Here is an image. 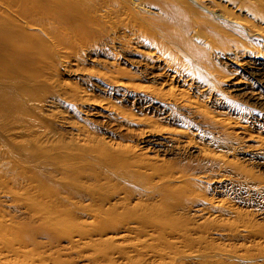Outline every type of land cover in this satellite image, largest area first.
<instances>
[{"label": "rangeland", "instance_id": "rangeland-1", "mask_svg": "<svg viewBox=\"0 0 264 264\" xmlns=\"http://www.w3.org/2000/svg\"><path fill=\"white\" fill-rule=\"evenodd\" d=\"M212 1L117 0L129 15L47 40L26 114L0 110V221L33 229L47 264H264V0L226 20ZM57 196L87 245L39 231ZM99 209L121 218L106 237Z\"/></svg>", "mask_w": 264, "mask_h": 264}, {"label": "bare ground", "instance_id": "bare-ground-1", "mask_svg": "<svg viewBox=\"0 0 264 264\" xmlns=\"http://www.w3.org/2000/svg\"><path fill=\"white\" fill-rule=\"evenodd\" d=\"M178 1L185 5L184 9L187 11H193L194 8H191L193 1L210 2V0ZM245 5L255 9L260 5V0H213L212 6L215 10L211 12L216 18L226 20L228 17H233L230 9L240 10ZM228 6L232 8L228 9ZM123 9L117 0H0V110L9 111L13 115L27 113L24 106V98L28 96L26 84L44 78L46 70L52 66L51 52L46 48L49 39L55 38L57 43L64 44L68 39L58 38L64 28L73 27L75 29L73 32L80 33L85 28H89L88 24L99 20L98 18L113 20L128 12ZM98 13H102L101 17ZM131 19L132 23L129 26L136 29L135 35L140 43L165 46V43L160 42L157 34L152 33L150 23L144 22L135 15H132ZM98 26L102 27L100 24ZM125 28L127 29L128 26ZM164 28L166 29L165 25ZM32 29L38 30L39 34L29 31ZM165 34L169 36L167 32ZM178 41L184 43V38L179 37ZM14 166L15 164L11 163L9 171ZM58 198L57 196L54 201L49 198L50 211L46 213L50 216L49 219L45 216V222L39 231L49 235L51 248L53 244L63 239L67 240L69 246L76 245L80 241H84L83 244L87 245L85 240L91 236L92 230L83 227L89 224L78 222V211L64 208L68 207L66 203H70L69 198H59L60 201L57 202ZM52 205L55 210H52ZM34 211L37 217L43 218L46 215L45 212ZM99 212L105 214L100 224L95 226L99 236L103 237L108 231L120 228L121 218L117 219L112 211L99 209ZM135 228L125 227L118 238L125 237ZM33 232L31 228H14L0 221V264L51 263L52 255L48 254L45 244L38 240Z\"/></svg>", "mask_w": 264, "mask_h": 264}]
</instances>
